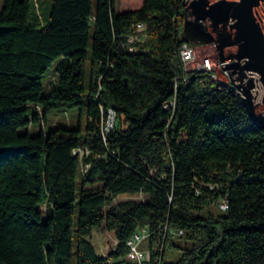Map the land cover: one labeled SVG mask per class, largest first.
<instances>
[{"label":"trees","instance_id":"16d2710c","mask_svg":"<svg viewBox=\"0 0 264 264\" xmlns=\"http://www.w3.org/2000/svg\"><path fill=\"white\" fill-rule=\"evenodd\" d=\"M51 1L45 16L0 0V264H264V129L234 83L187 68L184 0ZM139 21L149 36L131 49ZM76 106L85 122L49 124ZM98 226L116 237L107 255ZM141 226L150 255L131 260Z\"/></svg>","mask_w":264,"mask_h":264},{"label":"water","instance_id":"95a60500","mask_svg":"<svg viewBox=\"0 0 264 264\" xmlns=\"http://www.w3.org/2000/svg\"><path fill=\"white\" fill-rule=\"evenodd\" d=\"M183 34L215 42L253 121L264 129V0H184ZM226 29L216 31L218 25Z\"/></svg>","mask_w":264,"mask_h":264},{"label":"rangeland","instance_id":"374dc122","mask_svg":"<svg viewBox=\"0 0 264 264\" xmlns=\"http://www.w3.org/2000/svg\"><path fill=\"white\" fill-rule=\"evenodd\" d=\"M131 3V6H138L140 4V0H117L116 6L117 8H122L123 3ZM41 3V11L45 16L49 15L50 8L52 1L51 0H40ZM196 49H197V57L194 59L192 63H197L199 62L202 57L208 55L211 56L212 58L218 57V50L215 42H199L196 44ZM69 64V59L66 56H60L57 58V60L53 63V65L50 67L49 71L46 73L44 76V85H45V91H47V87L49 84L50 79L54 75H58L59 72L67 67ZM192 64H189V67ZM216 72L218 77L221 80H228L229 76L224 72V68L220 67L217 65L216 67ZM59 117L60 124L61 125H66L70 127H76L79 119L82 118V121L85 122V115L80 114V107L76 106L73 108H67V109H52L49 114H48V122L49 124H52V122ZM70 120V121H68ZM39 130V126L36 124L33 128V132ZM21 132H26L27 128L26 127H21L20 128ZM144 199L145 197L142 194H134V195H129V194H120L115 200L120 201L124 199ZM140 229L143 230V227L141 226ZM93 245L95 246V249L99 254L107 255L109 251L115 246L116 242V237L112 232H108L103 226H98L96 227L92 234L88 237ZM190 245V243H188ZM148 246V237L145 238L142 242H140L139 247L142 250H146ZM183 253V248L180 246H168L165 254V259L168 261H177ZM130 258V256H128ZM131 260H135L134 258H130Z\"/></svg>","mask_w":264,"mask_h":264},{"label":"built area","instance_id":"2783aa9c","mask_svg":"<svg viewBox=\"0 0 264 264\" xmlns=\"http://www.w3.org/2000/svg\"><path fill=\"white\" fill-rule=\"evenodd\" d=\"M185 14H186V9H185ZM125 36H126L127 42L130 43V48L136 49L137 46H135L134 43L140 42V41L143 42L149 36L146 23L143 21H139V22L132 24L131 31L126 33ZM180 53H181L182 59L184 60L187 68L214 71L215 72L214 76L220 79L216 72L217 65L220 67H223L219 54H218V57H216V59L212 58L211 56L206 55L202 57V59L199 62L192 63L194 59H196L197 57V49H196V45H191L189 43H184L182 45L180 49ZM190 63L192 65L189 67ZM224 72L229 76L228 77L229 79L225 81L229 83H234L236 85V82L231 77L230 70L224 68ZM239 92L241 93L240 89H239ZM175 105H176V100L174 98L167 99L163 104L165 108H173ZM115 118H116L115 114L114 112H112L111 119L108 121L107 127L109 126L111 128L113 126ZM74 152L75 154L80 153L81 155H83L84 153L88 154L90 152V149L87 147L86 148L77 147L74 149ZM222 206L226 207L227 204L223 203ZM149 236H150V233L147 227H144L143 230L139 228V230L133 234V236L128 240V244L131 247V253L129 255L130 257L134 258L137 261H142L146 259L148 255H150L149 250L151 248L149 247L150 246L149 242H148V246L146 250H142L139 247L140 242L145 240L146 237L149 238Z\"/></svg>","mask_w":264,"mask_h":264},{"label":"flooded vegetation","instance_id":"af4514ba","mask_svg":"<svg viewBox=\"0 0 264 264\" xmlns=\"http://www.w3.org/2000/svg\"><path fill=\"white\" fill-rule=\"evenodd\" d=\"M225 29H226V27H225L224 24L218 25V26L216 27V31H223V30H225ZM216 46H217V45H216ZM217 50H218V48H217Z\"/></svg>","mask_w":264,"mask_h":264}]
</instances>
